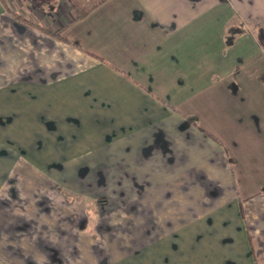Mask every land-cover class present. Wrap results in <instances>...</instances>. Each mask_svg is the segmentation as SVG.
I'll list each match as a JSON object with an SVG mask.
<instances>
[{
	"label": "crops",
	"instance_id": "obj_1",
	"mask_svg": "<svg viewBox=\"0 0 264 264\" xmlns=\"http://www.w3.org/2000/svg\"><path fill=\"white\" fill-rule=\"evenodd\" d=\"M0 264H264V0H0Z\"/></svg>",
	"mask_w": 264,
	"mask_h": 264
},
{
	"label": "trees",
	"instance_id": "obj_2",
	"mask_svg": "<svg viewBox=\"0 0 264 264\" xmlns=\"http://www.w3.org/2000/svg\"><path fill=\"white\" fill-rule=\"evenodd\" d=\"M7 9H8V8H7ZM8 10H9V12L11 13V15H12L15 19H21V20H24L25 22L29 23L30 25H33V26H36V27H39V28L43 29L46 33L51 34L52 36H55V37H57V38H59V39H62V40H65V38L60 34V32H59V28H58V29H55V30H53V31H50V30L46 29L45 27H43L42 25H40V24H38V23H35V22H33V21H30L29 19L23 18L22 15L17 14L16 12H14V11H12V10H10V9H8ZM72 44H74V45H76V46H79V45H78L77 43H75V42L72 43ZM194 123L196 124V121H195ZM206 132H207V134H208L209 136H211L214 140H216V141L219 142V140H218L214 135H212V134L209 133L208 131H206Z\"/></svg>",
	"mask_w": 264,
	"mask_h": 264
}]
</instances>
